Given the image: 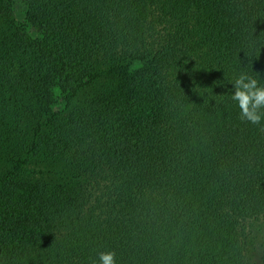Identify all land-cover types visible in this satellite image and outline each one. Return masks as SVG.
I'll return each mask as SVG.
<instances>
[{"label":"trees","instance_id":"16d2710c","mask_svg":"<svg viewBox=\"0 0 264 264\" xmlns=\"http://www.w3.org/2000/svg\"><path fill=\"white\" fill-rule=\"evenodd\" d=\"M25 3L35 36L0 0V264H253L264 120L228 80L264 82V0Z\"/></svg>","mask_w":264,"mask_h":264},{"label":"clouds","instance_id":"9594fccd","mask_svg":"<svg viewBox=\"0 0 264 264\" xmlns=\"http://www.w3.org/2000/svg\"><path fill=\"white\" fill-rule=\"evenodd\" d=\"M230 100L239 108L240 119L251 124L264 120V82L247 71H240L228 80ZM95 264H117L113 250L99 251Z\"/></svg>","mask_w":264,"mask_h":264},{"label":"rangeland","instance_id":"374dc122","mask_svg":"<svg viewBox=\"0 0 264 264\" xmlns=\"http://www.w3.org/2000/svg\"><path fill=\"white\" fill-rule=\"evenodd\" d=\"M14 5V13L16 19L22 24H26L27 29L32 35H36L34 28L30 27L26 21V3L25 0H12ZM63 102L61 97L58 96L57 102L55 104V109L63 108ZM253 231L251 235L253 236L250 245V256L252 258L253 264H261V254L264 248V218L256 222L253 225Z\"/></svg>","mask_w":264,"mask_h":264}]
</instances>
